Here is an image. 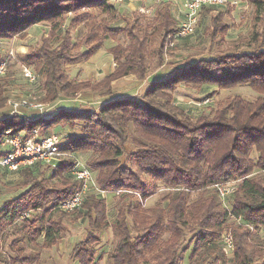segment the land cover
Instances as JSON below:
<instances>
[{"label": "trees", "instance_id": "1", "mask_svg": "<svg viewBox=\"0 0 264 264\" xmlns=\"http://www.w3.org/2000/svg\"><path fill=\"white\" fill-rule=\"evenodd\" d=\"M111 6L109 0H0L1 39L13 38L35 24L54 25L56 47L44 41L37 51L25 55V63L46 76L43 103L56 100L61 93L73 97L83 91L104 99L91 112L62 107L51 115L22 113L0 119V158L6 156L1 144L8 137L29 138L35 130L44 137L58 126L73 128L82 122L81 135L63 148L71 154L90 152L86 166L95 172L97 186L118 194L120 205L113 225L107 198L96 194L88 195L83 209L74 212L75 220L82 218L88 224L85 239L73 249L72 259L78 264H95L101 233L110 227L116 242L108 257L112 264H183L191 246L190 259L199 256L203 264H264V241H256L264 231V50L190 60L169 77L154 79L143 97L118 96L114 81L130 75L144 80L156 58L155 67L163 65V49L181 25L167 9L156 12L149 28H154L151 34L161 36V44L158 56H153L147 49L148 27L139 22V31L135 24L132 30L110 27L91 13L92 9L108 13ZM70 13L75 14L70 25L86 23L95 28L87 36L90 47L77 57L69 53L72 33L57 26ZM213 24L221 33L229 28L224 21ZM142 31L145 36L139 35ZM124 34L128 45L110 48L116 63L113 73L99 81L73 83L63 72L64 65L89 61L104 48L108 36ZM181 84L223 90L248 85L260 97L247 101L231 96L220 101L213 119H191L175 104L174 92ZM2 95L0 91V109L7 103ZM128 145L133 151L123 162ZM76 163L75 158L59 162L50 177L42 171L36 175L33 167L20 169L23 179L17 188L22 194L0 207V264H40L38 252L30 247L50 250L66 237L64 222L73 212L62 211L60 206L82 189V182L71 176ZM255 170L261 173L254 174ZM237 179L242 182L232 207L225 208L211 188ZM160 185L173 191L155 206H143ZM195 192L199 197L193 199ZM233 219L238 223L230 224L235 251L228 258L222 235ZM11 238L9 252L2 251Z\"/></svg>", "mask_w": 264, "mask_h": 264}, {"label": "rangeland", "instance_id": "2", "mask_svg": "<svg viewBox=\"0 0 264 264\" xmlns=\"http://www.w3.org/2000/svg\"><path fill=\"white\" fill-rule=\"evenodd\" d=\"M192 1L193 0H109V5H112V8H110L108 13L101 15L96 9L91 10L92 15L96 16L97 20L101 21L103 25L106 24L110 27H122L132 30V26L135 24V26H137V31H139L138 25L140 24H143L145 28H149V23L150 25H154L153 19L156 17V12L162 10V8L167 9L174 20L180 25L189 20L193 21L194 32L192 34L183 38H177L175 36L168 41L166 48L164 47L163 49V65L160 68H156V62L159 58L153 61L155 64L150 67L149 73L151 75L149 74L150 77L146 84L141 79L135 78H132L133 80L129 82H120L115 85L116 95L141 98L143 97L145 88L147 86L149 87L154 79L166 75L169 77L180 65L190 60L196 61L202 58L217 60L229 53L252 52L253 48L256 50H264V0H223L222 2L207 4L206 9L200 13L198 11L195 16H192L191 9L189 8V4ZM166 2L168 3L167 5H165ZM74 17L75 14L70 13L63 21L59 22L60 24H57V26L62 25L61 30L68 29L72 33V47L69 52L71 57H77L90 47L91 43H87V36L95 29L93 24L89 25L82 23L80 25H70ZM213 21H224V23L229 24V28L224 33H221L216 30L217 28H215ZM138 22L140 24H136ZM53 26V23L50 22L35 24L29 27L25 32L13 38H0V66L2 64L5 66L4 72L0 73V91L3 93L2 96L7 99L6 106L3 107L5 108V112L14 115L27 113L28 110H35L38 113H43V115H51L62 107L70 110L91 112L98 110L102 105L104 99H101L98 93L90 91L80 92L73 97H65L66 94L61 93L56 100L43 103L42 100L47 97L45 90L46 76L40 74L36 66H28L25 63V55L37 51L44 41L47 42L50 48L56 47L59 41L56 42L53 40ZM153 29V27L149 28V35L146 34L148 36L147 49L153 56H158L161 36L158 34H151L150 32H152ZM137 31L136 33H138ZM143 32L144 31L139 33V35L145 36ZM108 37L109 39L104 43L103 52L99 54L100 59L98 61L96 57L94 63L86 68L78 65V63L63 66V72L67 74L73 83L98 81L108 73L109 69L112 70L116 68V63L112 62L109 56L110 48L117 44L127 46L129 41L126 34L119 35L116 38ZM25 69H29L34 76V80L24 75ZM231 96H242L247 101H255L260 97V93L253 91L248 85H239L230 90H223L217 86L211 85L195 88L186 84H181L174 92L175 104L184 109L191 119H197L201 116L213 119L220 101ZM24 101L32 105H39L41 110H37L35 107L33 108V106L29 107L22 105ZM82 127V122H76L73 128L64 127L69 128L71 130L70 132H65L62 127L58 126L57 129H51L48 134L59 135L64 143V139L67 137H72L78 133L79 130L82 132ZM63 147H66L65 144H62V152L64 155L59 158L60 162L68 158H75L77 163L86 165V161L91 155L90 152L71 154L70 151ZM131 151H133V147L128 145L125 156L122 158L123 162L128 161L127 156ZM253 158L256 159L257 154L254 153ZM33 167H35L34 172L36 175L42 171L44 177H50L52 167L55 166L36 164V166ZM22 169H24V167H22L21 170ZM255 171L256 173L254 174L261 173L259 170ZM22 179L23 177L20 170L15 173L4 170V172L0 174V196L3 197V200L12 197V195L17 192L15 185L17 187V184H19ZM231 182L235 183L239 188L242 179ZM211 189L215 190L217 193L215 187ZM172 191L173 190L160 185L157 192L150 197L149 200L144 201L143 206H155L160 199L164 198L167 193ZM198 197L199 193H193V199ZM217 197L225 208L231 209L235 194L226 200H222L218 193ZM107 200L109 206L108 219L110 225H113L117 221L120 196L118 194H108ZM75 218L76 213H73L71 217L64 222L67 230L66 237L59 245L50 250L30 247L33 251L38 252V263L78 264V262L72 259L73 249H75V246L80 241L85 239L88 224L82 218L78 220H75ZM230 224L238 225L237 220H230L227 224L229 227H225L223 235L225 233L230 235L233 234L234 226ZM252 232H254V230H252ZM259 237L260 239L256 240L258 244H260V241H264V231L259 232ZM167 238L168 233L164 235L163 239L166 240ZM11 241L12 238L4 243L2 251L9 252V244ZM115 243V232L112 227L101 233V243L98 246L95 264H112L108 257L109 253L113 251ZM192 249L193 246L187 251L183 259V264H203L199 256L190 259ZM233 255L234 254L228 255V258L233 257Z\"/></svg>", "mask_w": 264, "mask_h": 264}, {"label": "built area", "instance_id": "3", "mask_svg": "<svg viewBox=\"0 0 264 264\" xmlns=\"http://www.w3.org/2000/svg\"><path fill=\"white\" fill-rule=\"evenodd\" d=\"M223 0H193L189 4L192 16H195L198 11L205 4H214L222 2ZM194 32L193 21H186L181 25V30L176 35L177 38H183ZM5 66H0V73L4 72ZM26 77L34 80V76L25 69ZM22 105L33 108L39 105H32L26 101ZM63 141L57 134L48 136H41L38 130H35L29 138L21 136H14L6 138L1 146L6 156L0 158V167L6 168L10 171H19L22 167H33L36 164L45 166H56L60 160L59 158L64 155L62 152ZM71 176L78 181L82 182V189L74 194V196L60 206L63 211L76 212L83 209L88 195L95 193L96 195L107 197L108 192L100 190L96 184L94 171L87 167L85 164L77 163L71 172ZM217 190L219 197L226 200L231 197L238 189V186L233 183H221L214 186ZM119 193V192H118ZM25 214L24 217H28ZM223 250L227 255H232L235 251V244L232 235L225 233L222 236Z\"/></svg>", "mask_w": 264, "mask_h": 264}, {"label": "crops", "instance_id": "4", "mask_svg": "<svg viewBox=\"0 0 264 264\" xmlns=\"http://www.w3.org/2000/svg\"><path fill=\"white\" fill-rule=\"evenodd\" d=\"M103 52V49H101V50H99L89 61H87V62H80V63H78V65H80V66H84L85 68L87 67V66H89L90 64H92V63H94V60H96V57H97V61L100 59V53H102ZM109 56L111 57V61L112 62H114L115 63V60H114V56H113V54L110 52V54H109ZM114 70L115 69H109V71H108V73L107 74H105L103 77H105V76H107V75H109V74H111V73H113L114 72ZM151 75V74H150ZM150 75L149 76H147L144 80L143 79H141L143 82H145V84L148 82V80H149V77H150ZM103 77L101 78V79H103ZM132 78H135V79H139L136 75H130V76H126V77H124V78H122V79H119V80H116V81H114L113 82V89H114V92H116L115 91V85L116 84H118V83H120V82H129V81H132L133 79ZM101 79H99V80H101ZM98 80V81H99ZM140 80V79H139ZM146 86V85H145ZM145 86H144V88H145ZM148 89V86L145 88V92H146V90ZM144 92V93H145ZM117 93V92H116ZM144 95V94H143ZM119 96H127V95H119ZM41 107L39 106V107H37V108H35V109H37V110H41L40 109ZM27 109H30V108H27ZM22 114V113H21ZM23 114H26V115H43V113H38L37 111H35V110H28V112L27 113H23ZM8 116H11V113H7V112H5V108H3V109H1L0 110V119H3V118H6V117H8ZM57 129V128H56ZM61 129V128H60ZM65 132H70L71 130L69 129V128H62ZM62 130V131H63ZM75 130H79V129H75ZM72 131H74V130H72ZM81 135V130H79L78 131V133H76L75 135H73L72 137H67L66 139H64V143H63V145L64 144H67L69 141H71L72 139H74L75 137H78V136H80ZM63 141V140H62ZM35 167H33V170L35 171V169H34ZM4 170H8V169H6V168H3V167H0V174L1 173H3L4 172ZM10 171V170H9ZM12 172H17V171H12ZM21 181V180H20ZM19 181V182H20ZM18 185V184H17ZM15 188H16V190H17V192L14 194V195H12V197H9V198H6V199H4L3 200V197L2 196H0V207L6 202V201H8V200H10V199H14V198H16V197H18L20 194H22V192H23V190H21V189H19V188H17L16 187V185H15ZM93 194H95V193H93ZM99 196V195H98ZM102 197V196H101ZM104 198H107V197H104ZM2 199V200H1ZM149 200V199H148ZM145 201H147V200H145ZM60 210H62L61 208H60ZM63 211V210H62ZM74 213V212H73ZM72 213V214H73ZM0 239H1V235H0Z\"/></svg>", "mask_w": 264, "mask_h": 264}]
</instances>
